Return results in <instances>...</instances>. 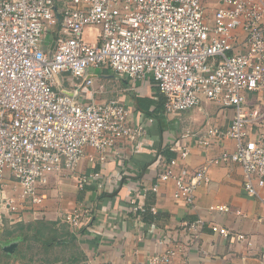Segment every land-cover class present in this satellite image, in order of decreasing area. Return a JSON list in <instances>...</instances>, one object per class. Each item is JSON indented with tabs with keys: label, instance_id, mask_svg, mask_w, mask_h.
I'll use <instances>...</instances> for the list:
<instances>
[{
	"label": "built area",
	"instance_id": "1",
	"mask_svg": "<svg viewBox=\"0 0 264 264\" xmlns=\"http://www.w3.org/2000/svg\"><path fill=\"white\" fill-rule=\"evenodd\" d=\"M89 28L99 30L98 43L86 39ZM50 30L58 37L48 45ZM103 68L127 79L132 91L152 77L168 116L193 110L203 100L234 109L227 128L214 125L198 133L196 144L210 149L216 141L234 140L236 150L211 164L240 165L246 193L258 195L264 187V139L252 137L251 125L261 115L249 112L243 93L264 91V0H218L212 14L205 0H0V209L19 213L5 195L6 171L35 209L46 199L50 177L76 172L88 149L101 160L121 149L135 153L145 129L131 122L119 100L80 99L82 85L93 84L91 71ZM191 135H182L179 156L159 173L152 190L171 182L174 198L193 207L210 177L208 168L192 170L185 164ZM87 182L78 181L80 186ZM131 204L135 213L148 212L137 199ZM211 210L230 211L224 205ZM150 213L158 211L154 207ZM82 216L79 210L60 215L76 238L83 234ZM184 226L192 231L194 247L203 224ZM212 230L248 241L220 226ZM174 242L144 264H172L178 251H188L187 244Z\"/></svg>",
	"mask_w": 264,
	"mask_h": 264
},
{
	"label": "crops",
	"instance_id": "2",
	"mask_svg": "<svg viewBox=\"0 0 264 264\" xmlns=\"http://www.w3.org/2000/svg\"><path fill=\"white\" fill-rule=\"evenodd\" d=\"M217 3L218 0L215 3L205 0L208 11L210 5L216 7ZM98 36V29L86 30L85 37L90 43H98ZM56 37L57 30L48 31L45 43L52 44ZM239 37L243 41L245 34L240 31ZM90 74L93 84L82 85L80 99L119 100L129 111L131 122L143 125L145 133L137 142L134 154L121 149L117 155L109 153L101 160V154L88 149L76 172L64 170L50 177L46 199L35 209L23 198L13 174L6 171L5 195L14 200L19 213L0 209V222L4 225L0 233V264H144L154 254L177 245L174 240L187 244L189 249L178 251L172 264H264V187L251 197L244 189V171L240 165L211 164L225 151L236 150L234 140L216 141L210 149L196 144L198 133L204 135L214 125L227 128L235 110L203 100L193 110L168 116L165 98L159 99L160 92L152 77L138 82L132 91L128 80L119 78L111 69L92 70ZM63 80L71 87L70 76L65 75ZM243 95L249 112L257 110L261 115L251 125L252 137L264 139V91H245ZM137 99L160 102L144 109ZM188 131L195 135H191L185 164L192 170L208 168L210 177L209 185L197 191L193 207L174 198L171 182L161 184L157 192L152 190L159 173L179 156L184 143L182 135ZM83 178L88 182L80 186L78 181ZM132 199H137L148 212L135 213ZM220 205L230 211L211 210ZM154 207L158 211L156 215L150 213ZM75 210L83 213V234L79 238H72L69 225L60 217ZM199 221L203 224L199 240L191 247L192 231L184 225ZM18 224L53 228L58 236L49 247L28 239L33 234L28 229L22 231L27 241L4 239L6 229H15ZM215 225L233 234H243L248 241L216 234L212 230ZM22 233L18 230L14 236ZM168 237L169 241L164 240ZM11 243L18 245L13 253H8L4 248ZM32 246L38 248L40 262L32 258L35 255Z\"/></svg>",
	"mask_w": 264,
	"mask_h": 264
},
{
	"label": "trees",
	"instance_id": "3",
	"mask_svg": "<svg viewBox=\"0 0 264 264\" xmlns=\"http://www.w3.org/2000/svg\"><path fill=\"white\" fill-rule=\"evenodd\" d=\"M162 96L163 95L159 94V99L160 100L163 98ZM160 100H159V102H160ZM137 102L138 103L141 102V105L143 106L144 109H148L149 106L152 105V104L159 103V102L153 101L152 99H142V100L137 99ZM151 217L153 218V217H156V216H151ZM24 229H28L27 231H32L33 232V234L31 233V236L28 239L34 240L35 242H39L44 247H49V245L52 244L56 240V238L58 236L53 228H50V229L47 228L46 229V228H41L38 225H36V226H32V225L25 226V225L18 224V225H16L15 229H10V228L6 229L4 239H7L9 241H11V240H15L16 241V240H19V239L27 241L28 239L26 237H23L22 231ZM18 230L22 233V235L14 236V235H16ZM72 238H76V237L72 235ZM56 243L58 244V242H56Z\"/></svg>",
	"mask_w": 264,
	"mask_h": 264
},
{
	"label": "rangeland",
	"instance_id": "4",
	"mask_svg": "<svg viewBox=\"0 0 264 264\" xmlns=\"http://www.w3.org/2000/svg\"><path fill=\"white\" fill-rule=\"evenodd\" d=\"M215 1H216V0H211V2H213V3H215ZM213 9H215V5H214V4H212V5L209 6V13H211V11H213ZM23 247H24V249H26L25 246H23ZM27 247H28V246H27ZM32 248H33V251H34V253H35V255H34L32 258L34 259L35 262H40V261L38 260V255H37V253H38V248H37L36 246H32ZM33 251H32V252H33ZM57 253H58V252H57ZM50 259L53 260L52 255H51ZM54 259H55V258H54ZM15 262H16V261H15ZM25 264H27V263H25Z\"/></svg>",
	"mask_w": 264,
	"mask_h": 264
},
{
	"label": "water",
	"instance_id": "5",
	"mask_svg": "<svg viewBox=\"0 0 264 264\" xmlns=\"http://www.w3.org/2000/svg\"><path fill=\"white\" fill-rule=\"evenodd\" d=\"M1 233V230H0ZM17 243H11L10 245H8L7 247L4 248V250L8 253H13L14 249L17 247Z\"/></svg>",
	"mask_w": 264,
	"mask_h": 264
}]
</instances>
